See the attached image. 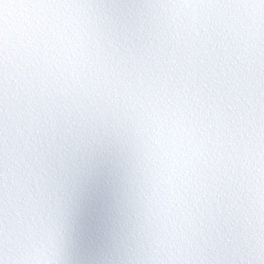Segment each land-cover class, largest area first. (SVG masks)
I'll return each instance as SVG.
<instances>
[{
  "label": "snow or ice",
  "instance_id": "snow-or-ice-1",
  "mask_svg": "<svg viewBox=\"0 0 264 264\" xmlns=\"http://www.w3.org/2000/svg\"><path fill=\"white\" fill-rule=\"evenodd\" d=\"M0 264H264V0H0Z\"/></svg>",
  "mask_w": 264,
  "mask_h": 264
}]
</instances>
